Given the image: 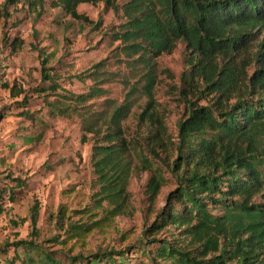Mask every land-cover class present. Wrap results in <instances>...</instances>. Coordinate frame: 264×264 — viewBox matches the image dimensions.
I'll list each match as a JSON object with an SVG mask.
<instances>
[{
	"label": "trees",
	"instance_id": "16d2710c",
	"mask_svg": "<svg viewBox=\"0 0 264 264\" xmlns=\"http://www.w3.org/2000/svg\"><path fill=\"white\" fill-rule=\"evenodd\" d=\"M98 2L118 9L117 0H55L54 4L75 19L88 21L78 6ZM123 9L127 21L119 39L126 43L129 54H139L133 63H140L145 70L143 88L149 96L156 80L152 56L173 52L179 41L188 51L189 67L181 74L179 95L189 112L178 123L177 155L172 162L157 150L165 142L167 128L151 108L152 98L139 121L150 128L145 146L177 181L146 233L153 235L173 224L189 238L192 248L174 247L170 242L155 246V252L148 250L151 264H162L159 259L174 260L175 264H264V39H260L264 0H129ZM50 58L51 54L42 56V71L55 90L59 84L47 73ZM136 89L133 86L110 115L78 110L79 104L104 95L105 90L97 86L71 96L74 104L58 108L63 114L79 111L83 141H95L92 160L100 183L92 203L76 212L87 221L73 220L65 205L53 215L68 239L86 241L94 229L111 226L123 212L131 169L127 158L130 142L124 136L123 122ZM140 161L142 168L152 173L147 192L153 200L167 180L164 169L144 153ZM4 178L17 182L2 186ZM4 178L0 179V214L5 198L15 201L16 189L26 183L10 174ZM258 196L259 202L255 200ZM39 211L37 202L30 214L31 238L0 245V264H76L74 260L120 264L114 254L126 257L120 250L90 257L56 255L39 241ZM156 242L152 238L140 245L146 251L148 243ZM11 248L14 254L9 256Z\"/></svg>",
	"mask_w": 264,
	"mask_h": 264
},
{
	"label": "rangeland",
	"instance_id": "374dc122",
	"mask_svg": "<svg viewBox=\"0 0 264 264\" xmlns=\"http://www.w3.org/2000/svg\"><path fill=\"white\" fill-rule=\"evenodd\" d=\"M32 1L36 7L31 5ZM128 1L117 0V10L104 2L83 3L78 11L88 18L86 21L66 14L55 6V0L14 3L0 0V179L10 174L26 181L16 189L15 201L6 197L3 202L0 245L7 240L31 238L30 214L38 202L39 241L58 256L90 257L98 252L120 250L126 255L122 259L114 254L120 264H151L148 250L155 252V246L170 242L174 247L192 248L189 238L173 224L153 235L146 233L165 207L168 194L177 187V181L145 146L150 128L139 121L140 113L152 98L151 108L167 128L165 142L157 150L172 162L177 155L174 142L178 123L189 112L186 101L179 95L181 74L189 67L187 46L179 41L173 52L152 56L156 80L149 96L143 88L145 70L140 63H133L139 54H129L126 43L119 39L126 26L123 6ZM260 39H264V32ZM256 46L257 42L254 50ZM47 54H51L46 65L51 70L47 73L59 84L55 90L43 76L41 59ZM93 86L102 87L105 93L79 104L80 112L90 110L110 115L133 86L137 89L131 94V111L123 122L124 136L130 142L127 158L131 162L123 212L111 226L94 229L82 241L68 239L65 230L56 226L53 215L65 205L73 220L87 221L76 212L90 205L93 195L100 190L92 160L95 141H83L79 111L71 109L63 114L58 108L74 104L71 96L86 93ZM142 153L155 166H162L167 179L153 200L147 192L152 173L142 168ZM16 182L4 178L1 185L13 186ZM255 200L259 202L261 197ZM152 238L157 242L148 243L146 251L142 249L140 244ZM130 245L133 246L128 250ZM13 254L11 248L9 256ZM159 262L175 264L174 260L159 259Z\"/></svg>",
	"mask_w": 264,
	"mask_h": 264
}]
</instances>
